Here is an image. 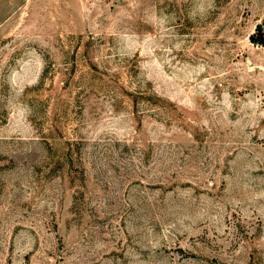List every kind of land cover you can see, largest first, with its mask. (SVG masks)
<instances>
[{
  "label": "rangeland",
  "instance_id": "obj_1",
  "mask_svg": "<svg viewBox=\"0 0 264 264\" xmlns=\"http://www.w3.org/2000/svg\"><path fill=\"white\" fill-rule=\"evenodd\" d=\"M264 0H0V264H264Z\"/></svg>",
  "mask_w": 264,
  "mask_h": 264
},
{
  "label": "trees",
  "instance_id": "obj_2",
  "mask_svg": "<svg viewBox=\"0 0 264 264\" xmlns=\"http://www.w3.org/2000/svg\"><path fill=\"white\" fill-rule=\"evenodd\" d=\"M250 37L252 42L264 44V34L261 32V30H257V32L252 34Z\"/></svg>",
  "mask_w": 264,
  "mask_h": 264
},
{
  "label": "water",
  "instance_id": "obj_3",
  "mask_svg": "<svg viewBox=\"0 0 264 264\" xmlns=\"http://www.w3.org/2000/svg\"><path fill=\"white\" fill-rule=\"evenodd\" d=\"M259 30L261 29V26H259V28H258Z\"/></svg>",
  "mask_w": 264,
  "mask_h": 264
}]
</instances>
